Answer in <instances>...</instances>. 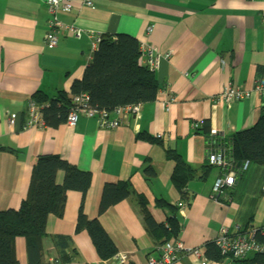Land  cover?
<instances>
[{"label": "crops", "instance_id": "obj_1", "mask_svg": "<svg viewBox=\"0 0 264 264\" xmlns=\"http://www.w3.org/2000/svg\"><path fill=\"white\" fill-rule=\"evenodd\" d=\"M70 1L73 10L59 14L63 23L100 31L104 37L127 34L158 48L161 56L153 68L157 96L140 103L139 116L120 115L117 128L101 127L94 118L85 117L73 126L65 121L58 127L44 123L30 128L28 104L34 94L69 93L100 41L86 32L80 37L62 32L58 44L47 47L46 0H0V210L18 209L26 199L40 156L59 155L91 172L92 179L84 198L81 192L69 190L63 215L49 216L38 264H108L87 231H76L82 202L87 218L99 219L130 264H146L149 257H158V246L166 239L162 231L147 229L144 209L157 224L176 218L179 231L167 240L180 239L185 247L201 248L209 264H237L229 257H208L207 245L223 226L235 234L261 225L264 173L245 185L250 166L241 170L233 166L232 140L236 132L252 127L264 115V97L253 93L229 105L215 104L212 97L229 84L249 89L264 78L260 15L264 2L93 0L87 6L83 0ZM12 115L14 123L9 121ZM194 122L200 124L197 129ZM213 128L218 135L211 134ZM139 133L152 140L139 139ZM168 151L194 169L182 189L174 182L176 162ZM213 153H225L227 167L211 165ZM228 168L235 173L234 185H224L215 193L216 179ZM64 175L63 170L57 171L58 184ZM120 182L128 183L132 193L99 215L105 184ZM57 236L71 239L60 243ZM14 249L18 264H30L24 237H16ZM255 255L251 252L247 257ZM174 264L199 263L185 251Z\"/></svg>", "mask_w": 264, "mask_h": 264}, {"label": "trees", "instance_id": "obj_2", "mask_svg": "<svg viewBox=\"0 0 264 264\" xmlns=\"http://www.w3.org/2000/svg\"><path fill=\"white\" fill-rule=\"evenodd\" d=\"M158 89L159 84L154 70L141 63L140 46L136 38L127 34H119L116 38L103 35L82 78L72 83L69 93L61 90L55 96L48 97L38 92L34 94L32 100L44 105L42 108L44 123L58 127L66 121L72 106V96L75 94L85 92L89 95L93 107L111 111L118 106L142 104L154 100ZM137 137L152 140V137L143 133H139ZM232 142L234 167L239 166L241 170L246 161L249 166L253 163L264 165V115L252 127L236 132ZM167 155L176 162L173 179L182 189L186 180L194 173V169L174 151H168ZM58 170H63L65 173L62 184H58L55 180ZM91 179V172L79 169L59 155L40 156L33 167L26 199L18 209L0 210V264H18L14 249L15 239L18 236L24 237L27 241L29 263H40L41 246L44 237L47 236L45 227L49 216L63 215L69 190L81 192L84 198ZM131 193L128 183L105 184L99 215ZM82 204L83 202L78 214L76 231L83 229L87 231L102 260L113 258L118 253L114 242L99 219L87 218ZM161 204L166 206L165 203ZM144 221L149 231L160 230L166 235V239L160 242V245L171 235H177L179 231L175 217L169 218L166 225L157 224L144 209ZM57 238L60 243L71 239L68 236H57ZM254 239L256 242L264 243V236L259 231L255 233ZM213 250L216 254L211 255L210 252ZM158 252L160 254L159 250ZM207 254L210 258L223 259L214 242L207 245ZM255 254L251 259L246 256L234 260L237 264L264 263V252H255Z\"/></svg>", "mask_w": 264, "mask_h": 264}, {"label": "built area", "instance_id": "obj_3", "mask_svg": "<svg viewBox=\"0 0 264 264\" xmlns=\"http://www.w3.org/2000/svg\"><path fill=\"white\" fill-rule=\"evenodd\" d=\"M264 2V0H262ZM46 4L49 12L48 30L46 33V46L53 48L58 44L59 36L62 32L80 37L84 32L90 35L94 34L97 41H101L103 35L100 31L85 30L75 24H65L60 18V13H69L73 10V4L70 0H46ZM83 4L87 6L93 5V0H83ZM262 21L264 23V9L260 13ZM152 27H148L147 31L151 32ZM140 52L143 64L147 65L151 69L156 67L159 63L160 53L158 48L147 43L139 42ZM253 93H257L264 97V78H258L252 88H242L240 86L229 84L224 87L220 93L214 95L212 98L215 104H227L229 105L233 101L243 100L250 98ZM44 105L36 103L34 100H30L28 104V126L34 128L44 125L42 119V108ZM141 105L140 103H131L124 106H118L115 109L109 111L107 109H97L90 103L89 95L85 92L78 93L72 96V106L68 113L66 124L73 126L76 124L80 117L94 118L101 127L117 128L121 125L122 119L120 115L127 113L133 116H139ZM10 123L15 122V115L9 118ZM198 122H194L192 126L197 129L199 127ZM217 128L211 129L213 136L218 135ZM161 137L160 135H157ZM225 155V153H224ZM222 153H213L209 157V163L211 165H223L227 167V161L224 159ZM248 161L245 162L243 168H246ZM229 170V168L227 169ZM235 173L230 171L222 174L218 177L214 183L213 190L215 193H219L224 185H234ZM264 188V185H263ZM259 231L264 236V211L262 213L261 225L252 230L244 231L239 230L235 234H231L228 228L223 226L220 229L219 235L214 240L216 247L223 257H229L233 259H241L246 257L251 252H264V243L256 242L254 239L255 233ZM160 254L158 257H149L146 264H174L177 260L180 252H188L190 256L194 257L199 264H209L205 252L199 247H185L184 243L180 239H172L163 242L158 246ZM111 260L110 262H108ZM104 260L108 264H129V258L126 254L117 253L113 259Z\"/></svg>", "mask_w": 264, "mask_h": 264}, {"label": "rangeland", "instance_id": "obj_4", "mask_svg": "<svg viewBox=\"0 0 264 264\" xmlns=\"http://www.w3.org/2000/svg\"><path fill=\"white\" fill-rule=\"evenodd\" d=\"M250 170L251 172L249 173V176H245L244 183L245 185L252 183L253 180H256L259 176H262V173H264V165H259V164H251L250 165ZM251 174H253L251 176Z\"/></svg>", "mask_w": 264, "mask_h": 264}]
</instances>
